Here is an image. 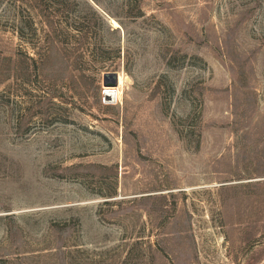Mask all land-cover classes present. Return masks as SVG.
Here are the masks:
<instances>
[{
	"label": "rangeland",
	"instance_id": "rangeland-1",
	"mask_svg": "<svg viewBox=\"0 0 264 264\" xmlns=\"http://www.w3.org/2000/svg\"><path fill=\"white\" fill-rule=\"evenodd\" d=\"M0 264H264V0H0Z\"/></svg>",
	"mask_w": 264,
	"mask_h": 264
},
{
	"label": "bare ground",
	"instance_id": "bare-ground-1",
	"mask_svg": "<svg viewBox=\"0 0 264 264\" xmlns=\"http://www.w3.org/2000/svg\"><path fill=\"white\" fill-rule=\"evenodd\" d=\"M112 24L116 27V28H120V25L118 22L112 20ZM114 82V79L112 77H108L106 79V87H105V91L107 93V96L109 97L108 99L110 100H117L122 98V88L124 85V79L121 77H119L117 83L119 84V88L117 89H113V85L112 83Z\"/></svg>",
	"mask_w": 264,
	"mask_h": 264
}]
</instances>
